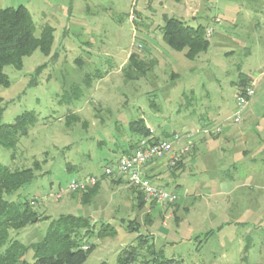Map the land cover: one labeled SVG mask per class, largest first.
I'll return each instance as SVG.
<instances>
[{
    "label": "rangeland",
    "instance_id": "obj_1",
    "mask_svg": "<svg viewBox=\"0 0 264 264\" xmlns=\"http://www.w3.org/2000/svg\"><path fill=\"white\" fill-rule=\"evenodd\" d=\"M246 1L0 0V8H28L35 36L45 26L54 28L51 51L36 49L24 57L21 69L6 66L11 85L0 86L3 123H13L28 110L38 115L15 148L0 146V163L12 169L33 167L36 161L40 165L33 182L5 198L33 200L43 218L17 234L11 231V236L24 244L42 240L53 220L74 214L95 223L94 235L84 244L95 248L84 264H118L120 251L136 243L140 233L167 258L183 264H264V197L258 209H220L218 216H210L203 206V188L215 189L218 177L213 175L223 168L210 158L180 171V190L164 183L168 191L178 192L175 203H148L144 196L139 206L135 188L126 181L121 183L129 186L119 188L112 176L102 178L109 181L89 202L82 200L85 191L69 189L72 179L101 175L111 156L116 161L122 155L115 144L116 128L122 131L121 140H128L133 119L143 117L159 136L192 132L208 115L244 124L245 111L239 123L231 114L237 106L239 73L253 74L264 59V37L259 39L264 31L256 27L260 22L264 30V12H250L243 7ZM166 15L192 26L209 25V50L191 60L185 51L168 46L160 28ZM245 47L252 51L246 53ZM132 51L147 54L156 64L146 76L127 81L123 68ZM152 101L156 107L150 106ZM218 106L229 112L216 117ZM188 196L195 205L192 210L183 202ZM232 210L236 222L226 223ZM108 223L117 233L99 237L98 230Z\"/></svg>",
    "mask_w": 264,
    "mask_h": 264
},
{
    "label": "trees",
    "instance_id": "obj_2",
    "mask_svg": "<svg viewBox=\"0 0 264 264\" xmlns=\"http://www.w3.org/2000/svg\"><path fill=\"white\" fill-rule=\"evenodd\" d=\"M160 28L165 43L174 50L185 51V56L191 60H196L201 53L207 52L210 48L211 41L207 37V26L203 24L192 26L181 18L166 15ZM34 32L35 22L27 7L20 5L0 8V86L11 85L5 73L6 66L12 65L21 69L24 57L32 54L36 49H41L45 53L51 51L54 28L45 26L40 36H35ZM155 64V59L149 58L147 54L141 56L139 52L132 51L123 68L125 79L134 81L144 77ZM95 75L99 76V73ZM86 82L90 83L89 77ZM251 82V77L240 70L239 80L236 83L237 92L243 91ZM2 101L0 96V146L12 149L17 146L22 136L28 135L31 127L38 121V115L35 111L28 110L16 116L13 123H3ZM150 106L156 107L157 104L152 101ZM70 117L77 119L73 115ZM116 130L118 135L115 144H118L122 155L133 152L141 138L147 137L150 141H157L171 134L170 132H165L164 136L155 134L143 117L128 123L130 134L128 140H121L122 131L119 127ZM114 163L115 160L112 158L108 160L107 165ZM180 164L181 162L175 167L178 168ZM39 168L38 161L34 162L33 167L18 169L0 163V264H84L95 248L94 244H90L87 249L83 248L85 240L95 232V223L89 217L61 215L52 221L42 240L28 244L11 236V231L17 234L43 218L34 208L33 200L5 198V195H14L25 185L33 182L36 178V170ZM69 168L72 170L71 166ZM104 177L106 176L102 175V178ZM100 181L82 193L83 202H89L97 194ZM113 181L121 182L122 179L113 178ZM135 191L139 198V206H143L144 194L136 188ZM129 229L133 231L136 228ZM116 233L117 229L108 223L101 226L97 235L106 237ZM144 236L146 235L140 233L136 243L120 251L118 264H183L181 260L167 258L163 249L156 250L154 242Z\"/></svg>",
    "mask_w": 264,
    "mask_h": 264
},
{
    "label": "crops",
    "instance_id": "obj_3",
    "mask_svg": "<svg viewBox=\"0 0 264 264\" xmlns=\"http://www.w3.org/2000/svg\"><path fill=\"white\" fill-rule=\"evenodd\" d=\"M248 1H246L247 4H244L243 7L250 10V12L254 10L264 12V0H258V2L256 0L255 3H252L254 0H250L249 4ZM223 8L229 9L232 7L224 5ZM208 27L209 25H207ZM256 27L264 31L260 22H256ZM261 37H264V32L259 39H262ZM243 39L247 42L250 40V37L244 36ZM245 48L246 53L252 51L249 47ZM241 72L251 77L255 86V94L244 110V124L236 126L227 122L228 119L219 122L215 118H212L214 115L203 117L199 125L196 126L200 128L196 130L220 124L222 131L218 134L199 135L195 141L193 151L184 156L180 166L174 172H171L172 169L169 170L166 166L167 159H161L146 167V172L151 175L156 184L164 186V183L169 181L174 183L175 190L177 191L181 189V184L177 182L176 178L181 170L186 169L188 164L195 163L204 158H210V160L220 164L223 168L213 175L218 177L217 187L215 189L212 187L203 188L202 194V199L205 200L203 206L212 217L218 216L220 209H225L226 211L234 210L238 207H253L254 209H258L264 197V59L260 62L259 69L257 70L256 68L253 74L246 73L242 69ZM221 108L218 106L217 115L215 114L216 117L221 118V116L229 112V109ZM231 114L229 115L230 117ZM112 158L111 156L109 159ZM209 172H214V170ZM104 181L109 180L102 179L100 181L97 194H100L101 190H103L102 184ZM123 181L125 182L124 179L121 182ZM121 182L113 181L112 183H117L119 188L129 186L127 183L123 184ZM191 198L188 196L183 202L190 204ZM191 203L193 204H190V210L195 206L194 202ZM228 219L225 220L226 223L236 222L234 220V211L230 212ZM259 223V221L254 223L255 227L253 229L255 231L258 230L256 225H260Z\"/></svg>",
    "mask_w": 264,
    "mask_h": 264
},
{
    "label": "built area",
    "instance_id": "obj_4",
    "mask_svg": "<svg viewBox=\"0 0 264 264\" xmlns=\"http://www.w3.org/2000/svg\"><path fill=\"white\" fill-rule=\"evenodd\" d=\"M212 31V28H207L208 38L211 37ZM254 94L253 81L243 91L236 93L237 106L232 114L234 122L242 120L243 112ZM221 131L222 126L217 124L184 134L172 132L169 137L157 141H150L147 137L141 138L133 152L121 155L114 164L106 165L101 175L74 178L70 182L69 189L73 192L87 191L102 180V175H105L124 179L129 185L141 191L148 203H175L180 199L178 192L168 191L164 186L156 184L151 175L146 172V167L161 159H167L166 166L173 169L194 149L199 135L218 134ZM88 247L84 246L86 249Z\"/></svg>",
    "mask_w": 264,
    "mask_h": 264
}]
</instances>
